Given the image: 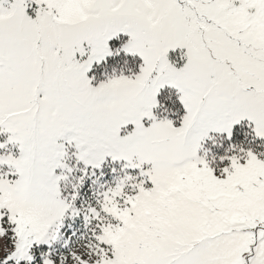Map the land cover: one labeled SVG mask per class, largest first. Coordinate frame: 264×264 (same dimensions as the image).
<instances>
[{
    "label": "snow or ice",
    "instance_id": "6c2138e0",
    "mask_svg": "<svg viewBox=\"0 0 264 264\" xmlns=\"http://www.w3.org/2000/svg\"><path fill=\"white\" fill-rule=\"evenodd\" d=\"M0 264H264V0H0Z\"/></svg>",
    "mask_w": 264,
    "mask_h": 264
}]
</instances>
